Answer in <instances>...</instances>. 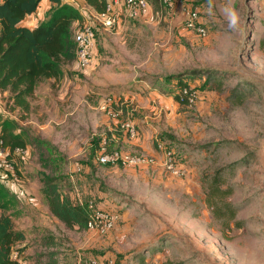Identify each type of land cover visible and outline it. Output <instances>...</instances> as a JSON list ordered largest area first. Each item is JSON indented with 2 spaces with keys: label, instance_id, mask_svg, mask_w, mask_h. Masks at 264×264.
I'll list each match as a JSON object with an SVG mask.
<instances>
[{
  "label": "rangeland",
  "instance_id": "obj_1",
  "mask_svg": "<svg viewBox=\"0 0 264 264\" xmlns=\"http://www.w3.org/2000/svg\"><path fill=\"white\" fill-rule=\"evenodd\" d=\"M81 8L85 14L74 35L83 21L94 28L91 63L85 68L76 59L61 64L67 78L57 79L58 86L53 83L61 104L42 91L49 83L45 79L32 108L17 114L29 144L18 162V179L42 185L46 173L63 189L67 171L73 177L87 176L91 187L96 184L117 205L114 226L119 223L122 235L113 243L120 250L111 244L96 249L100 254L109 249L117 260L264 264V0H173L159 5L161 12H153L138 30L120 19L121 13L115 26L105 28L94 12ZM190 18L205 32L188 29ZM127 44L134 45V54ZM128 76L148 79L158 89L160 96L149 97L155 108H147L152 118L142 122L144 132L160 153L155 137L174 151L183 173L173 174L163 165L139 169L123 161L98 162L103 139L107 149H118L108 145L111 131L128 133L121 125L124 120L130 119L141 134L135 97L117 95L121 99L114 104L122 112L115 117L99 106L112 93L108 83ZM181 79L197 90L195 101L175 98ZM85 162L88 172H82ZM217 173L220 186L230 188L227 198L235 207L229 226L213 215L205 200L207 185ZM45 219L56 233L31 226L21 243L26 245L19 255L22 264L69 263L74 242L83 237L74 225ZM50 241L51 248L44 246Z\"/></svg>",
  "mask_w": 264,
  "mask_h": 264
},
{
  "label": "trees",
  "instance_id": "obj_2",
  "mask_svg": "<svg viewBox=\"0 0 264 264\" xmlns=\"http://www.w3.org/2000/svg\"><path fill=\"white\" fill-rule=\"evenodd\" d=\"M51 1L55 5L46 17L29 27L20 21L35 11L40 0H0V91H7L6 104H12V108L20 106L23 111L28 110L27 97L32 95L37 82L44 77H58L63 71L61 64L76 59L73 23L80 22L83 16L70 2ZM85 2L96 11H102L107 0ZM180 84L187 85L182 79ZM175 98L184 101L177 95ZM24 131L17 119L0 112V145L7 149L8 159L16 155V147H27ZM218 174L208 183L205 200L213 215L229 226L235 216V207L227 198L230 188L220 186ZM53 179L46 173L40 178V189L50 211L67 227L86 228L89 204L70 199ZM15 199L16 195L0 182V264H22L19 255L26 246L21 245L26 238L25 230L16 227L15 212L8 211ZM143 259V255L138 257L139 261Z\"/></svg>",
  "mask_w": 264,
  "mask_h": 264
},
{
  "label": "crops",
  "instance_id": "obj_3",
  "mask_svg": "<svg viewBox=\"0 0 264 264\" xmlns=\"http://www.w3.org/2000/svg\"><path fill=\"white\" fill-rule=\"evenodd\" d=\"M66 2L72 3L79 12L84 16L85 12L81 8H85L86 10H90L91 12L96 11L92 6L87 4L85 0H63ZM117 7H119V13L122 14V18L120 19H127V21H131L132 24L129 26L133 28L134 30H138L139 25H144L146 22L151 20V15L154 13L161 12V9H158L159 5H163L159 2V0H149V6L147 8V11L143 14H139L136 17H130L126 13L122 12L123 1L117 0ZM55 5L51 0H40L39 5L33 11L32 13L27 14L21 21L20 24L26 25L29 27L35 26L39 21L44 19L48 13V11L51 9V7ZM81 5V7H79ZM136 22H138V25L136 27ZM78 23H73L74 30L76 29ZM126 24V23H125ZM125 26V25H121ZM129 42H132L131 39H129ZM135 42H138V39H133ZM120 41V40H119ZM134 42V44H135ZM120 43H125L123 39H121ZM134 45L127 44L128 50L131 49L134 54ZM129 50V51H131ZM67 73L65 69H63L62 73L58 77H44L37 82L33 94L31 96H28L27 99L29 101V105L33 106V97L37 93L38 90L41 89L40 84L46 79L47 83L43 87V92L51 94L53 96L54 102L55 100H60L61 97H56L54 95V86L53 83L60 77L66 79ZM118 81L111 80V94L113 96H119L123 95L129 96L130 99L135 97L136 104L135 108H137L138 113H140V117L135 118L137 124L140 126L141 134H138L137 136H130L128 133H123L121 130L119 132H113L111 131V135L108 141V145L117 147L120 151H128V149H132L134 151H141L135 152L138 155L145 156L146 158H151L152 162L150 163H144L141 165H134L139 169L145 168L148 165H159L160 168H162V164L160 162V159L162 157V154L155 148L152 147L151 142L148 138V136L144 132V127L142 122L148 121V116L152 118L150 115H148L147 112L150 114L149 108H155L153 104H151L149 97L152 96H160L158 94V89L153 87L152 84L150 85L148 79H142V80H136L134 77L128 76L127 79H117ZM52 82V84H51ZM45 83V82H43ZM55 86H58L57 83H55ZM67 92V91H66ZM7 91L1 92L0 91V112L4 115H9L14 117L15 119H18V113H27L24 112L20 106H15L14 108H10V104H6V100L2 98V95H6ZM45 96V94H43ZM177 99V98H176ZM35 100V99H34ZM161 100V99H159ZM177 101V100H176ZM179 101V100H178ZM61 104V100H60ZM7 105V106H6ZM146 108V109H143ZM148 108V109H147ZM157 108V107H156ZM127 109V108H126ZM128 111V110H127ZM156 112V111H154ZM51 118V117H50ZM21 124H24L23 120H19ZM26 122H28L26 120ZM114 127H109L111 130ZM125 131V130H124ZM126 132V131H125ZM129 135V137L127 136ZM104 140V139H103ZM103 143V141H102ZM100 144V146L102 145ZM29 144H27V147L24 148L21 151H14L16 154L14 158L15 162V169L13 171H3L4 174L0 175V181L7 187L8 190L12 191L16 195V199L10 204L9 211H14L15 215H13V219L16 222L17 228L24 229L25 234L28 233L31 226H33L35 231H46L47 233L54 234L56 233L55 227H51L47 222L45 218H48L50 220L57 221L61 223L62 221L59 220L49 209L48 202L46 196L41 191V185L40 183H36L34 181H26V179H18V171L17 168L19 165V161L21 159H24L25 155L27 154ZM125 147L126 149H124ZM112 148V147H111ZM133 152V151H132ZM155 158V159H154ZM154 159V160H153ZM158 161V162H157ZM157 163V164H156ZM127 164V163H125ZM154 165V166H155ZM133 166V165H131ZM84 169L83 171L88 172V163L85 162L84 165H81ZM72 172V171H71ZM70 171H67V175L65 176L66 180H64L63 184L65 188L60 189L63 194L68 196L70 199H72L75 202H87L89 204V207H103L108 208L111 210H115V206H117L115 203H113L109 198H106L102 191L98 189V187L93 186L91 187L90 184L92 182H89V178L87 176L84 177V174L81 173L80 176H75L71 174ZM87 174V173H86ZM85 174V175H86ZM92 177V176H91ZM10 178V179H9ZM72 181V183H71ZM67 183V185H66ZM26 214V215H25ZM20 218V220H18ZM123 218V217H121ZM26 220H30L29 223L25 222ZM120 220V219H119ZM22 221V222H20ZM63 223V222H62ZM64 224V223H63ZM76 226V230L80 232V234H83V237L78 239L76 242H74V250L73 253L69 256V263L68 264H86L88 259H96L98 264H119L122 262H127L124 259L117 260L113 254L112 251L109 249L107 251H104L102 254L98 253L96 251L97 248L106 246L107 248H110L108 244H111L113 247L115 246L116 251L120 250V247L117 244H114L113 238H118V236L122 235V230L119 223L117 222L116 225L107 233H105L103 236L98 234L94 230H90L87 228L80 229L78 225ZM35 234L42 235L43 232H34ZM51 240L53 238L51 237ZM119 241V239H117ZM54 245L53 242H49L48 244H44V246L52 247ZM20 259V258H19ZM66 263V264H67Z\"/></svg>",
  "mask_w": 264,
  "mask_h": 264
},
{
  "label": "built area",
  "instance_id": "obj_4",
  "mask_svg": "<svg viewBox=\"0 0 264 264\" xmlns=\"http://www.w3.org/2000/svg\"><path fill=\"white\" fill-rule=\"evenodd\" d=\"M124 8L127 10L130 17H136L139 14H143L147 11L149 6V0H122ZM173 0H159L161 4L171 3ZM117 0H107L105 7L102 11H94L95 17L105 28H112L119 21V7H117ZM83 16V15H82ZM186 26L190 30H197L201 34L204 33V28L196 25L192 18L186 22ZM76 43V61L77 63L85 68L91 63L93 50L95 46V30L89 22L83 21L80 28L74 35ZM197 90L192 86L183 85L180 86L177 96L180 100L193 102L197 98ZM117 99H121L117 96H107L101 100L100 109L105 111L110 116H117L122 112L120 105L115 106ZM128 104L127 101L124 102ZM121 125L127 130L130 136H136L137 130L134 123L130 119L124 120ZM157 148L162 153V165L164 169L173 173L181 174L184 171V167L177 161L174 151L167 147L160 137H155ZM105 140L100 148L97 155L98 162L102 164H115L119 161H123L127 164L141 165L144 163L152 162L151 158L145 156L132 154L130 152L120 151L118 149L108 150L104 145ZM21 151L23 148L16 147L14 151ZM7 149L0 145V175L4 174L3 171H13L15 167L14 158H7ZM2 177V176H1ZM118 219V214L111 209L103 207H91L88 218L86 221V228L94 230L100 233L107 232L112 228ZM16 254L14 253V256ZM86 264H98L96 259H89ZM119 264H129L128 262H122Z\"/></svg>",
  "mask_w": 264,
  "mask_h": 264
}]
</instances>
